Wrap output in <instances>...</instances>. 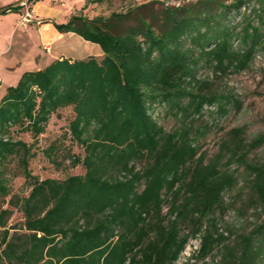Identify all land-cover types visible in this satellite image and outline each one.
Segmentation results:
<instances>
[{
    "label": "trees",
    "instance_id": "1",
    "mask_svg": "<svg viewBox=\"0 0 264 264\" xmlns=\"http://www.w3.org/2000/svg\"><path fill=\"white\" fill-rule=\"evenodd\" d=\"M146 6L53 22L60 33L96 43L102 57H57L5 87L0 195L9 194L5 169L13 159L29 190L9 200L22 213L21 231L0 221V264H175L195 236V260L185 264L217 246L223 253L211 264L264 260V164L249 157L264 133L247 139L243 126L232 127L208 158L197 144L207 126L195 124L205 106L225 115L228 104H238L199 71L218 77L249 66L264 49V0H199L150 17ZM19 8L8 3L0 14ZM156 102L169 105L176 128L166 131L156 121ZM64 107L74 113L68 135L83 147L72 161L84 173L40 179L29 168L32 144L18 135L37 138ZM232 164L248 175L260 211L229 245L231 232L220 230L216 214L227 210L224 192L237 180Z\"/></svg>",
    "mask_w": 264,
    "mask_h": 264
},
{
    "label": "rangeland",
    "instance_id": "2",
    "mask_svg": "<svg viewBox=\"0 0 264 264\" xmlns=\"http://www.w3.org/2000/svg\"><path fill=\"white\" fill-rule=\"evenodd\" d=\"M33 13L36 12L35 4L37 0H29ZM39 1V0H38ZM50 1V0H46ZM199 0H111L104 2H92L87 0H51V6L59 9L58 16L45 15L37 13V19L26 25L17 26V11H9L5 14H0V50L8 45L9 31L11 27H15L16 33L21 29L25 30V37H30L31 34L35 37V32L38 26L48 22L53 23L60 21L62 18L67 19L72 13H80L87 18L95 16H108L113 11H124L129 8H134L141 4H147L143 9V14L150 16H159L165 7H176L194 3ZM224 3H230L233 0H220ZM12 2L11 0H0V6H4ZM252 2V1H251ZM41 8L44 9V5ZM43 5V6H42ZM62 9L66 12L63 16ZM21 12V10H20ZM69 13V14H67ZM73 38L65 37L54 44L51 41H39L28 44L26 49H38L40 55L47 59H52L56 56L82 58L95 53H83L87 50H96L99 46L92 43L93 46L87 44H76ZM16 39L11 50L2 55L7 57L20 50L16 47ZM74 52L70 54L66 49ZM66 48V49H65ZM13 52V53H12ZM82 52V53H80ZM98 59L102 57V52L95 54ZM2 61V60H1ZM5 61V60H3ZM3 61L1 64H3ZM201 77H207L212 81L213 88L222 93H226L237 99L238 104H228V112L225 115H220L216 111V105L205 106V113L200 121H196V125L207 126V132L197 139V144L200 147V152H204L206 157H211L218 148V143L226 136L229 129L235 126H243L247 139L253 136L264 133V49L259 50L249 66L244 70L215 77L212 71L208 68L199 71ZM0 84V87L4 85ZM156 121L163 126L166 131L176 128L179 125V120L172 113L167 103L156 102V105L151 110ZM74 113L71 107H64L52 114L48 120L44 133L33 139L30 134L22 133L18 138L31 143L34 156L29 160V168L32 174L40 179L52 177L62 179L70 174L84 173V168L81 164H73V156H82L83 147L73 141L67 131L68 122L72 119ZM251 160L264 164V144L252 150L249 154ZM140 166V164H138ZM231 169L235 171L237 180L230 189L224 192V198L227 203V210L221 214L217 212L216 218L220 230L225 234L231 232L230 238L227 240L229 245L235 244L236 234L248 231L255 223L260 206L258 202L250 200L248 190V175L243 171L242 167L235 164L231 165ZM6 183L9 187V194L6 196L0 195V221H3L6 227H16L10 230L21 231L22 213L20 210L10 205L9 200L12 195H26L29 186L20 172L15 159L9 161L6 165ZM4 209L9 212L3 213ZM166 210L164 207L163 211ZM1 226V224H0ZM2 230L0 231V237ZM195 246H199V236L192 237L188 240L183 252L180 254L178 264L193 262L195 259L190 258L194 253ZM222 246H217L211 255L205 259L196 260V264H211L220 259L222 255ZM261 264H264V260Z\"/></svg>",
    "mask_w": 264,
    "mask_h": 264
},
{
    "label": "crops",
    "instance_id": "3",
    "mask_svg": "<svg viewBox=\"0 0 264 264\" xmlns=\"http://www.w3.org/2000/svg\"><path fill=\"white\" fill-rule=\"evenodd\" d=\"M12 2L10 3H19L21 0H11ZM44 7V9L41 8V5ZM2 7V6H0ZM20 8L18 9L17 12L20 13ZM35 10L36 12L33 13V19L36 20V22H40L37 18V13H42L45 15H52V16H58L59 14V9L52 7L51 6V0L50 1H46V0H39L36 2L35 4ZM34 11V9H33ZM66 10L62 9V13L63 16L65 14ZM69 14V13H67ZM70 15V14H69ZM2 16V15H0ZM17 19H18V14H17ZM17 21V20H16ZM66 21L65 18H62L59 22H64ZM58 22V21H56ZM45 25H49L50 27H48V30L50 33L54 34V38L51 40H48L44 34H43V30H44V26ZM24 29V28H23ZM21 29V31L19 33H16L17 30L15 29V27H11L10 31H9V38L10 40L8 41V45L6 44L5 48H3L2 50H0V84L2 83V81H4V85L2 87H0V97L3 95L4 91H5V87L7 85H12L15 84V82L18 80L20 74L24 71V70H33V69H38L41 68L43 66H45L46 64H48L51 60H53L54 58H57L59 56H56L52 59H47L45 58V56L40 55L37 51L38 49L36 48H32L30 50L26 49L25 47L27 46L25 42H28V44L30 45V43H34V42H39V41H51L54 42V44H56L57 41L62 40L65 37H69V38H73L74 41H76L75 43H79V44H87L89 46H93V44L89 41L84 40L82 37H80L79 35L73 33V32H66V33H60L56 30V28L53 26V23H48L45 22L41 25L38 26L37 31L35 32V37L34 35L31 34L30 37H25L24 31ZM16 39V47L20 50H16V52L14 54H10L7 57H3L2 55L9 52L11 50V46L13 47L14 45V41ZM66 49V48H65ZM71 49V48H70ZM69 47L67 50L68 53L73 54L74 52L70 51ZM95 53V54H99L101 52L100 47L97 48L96 50H94V52L92 50H87L84 51L83 53ZM13 53V52H12ZM82 53V52H80ZM93 54V55H95ZM61 57V56H60ZM3 60V64H1V62Z\"/></svg>",
    "mask_w": 264,
    "mask_h": 264
},
{
    "label": "built area",
    "instance_id": "4",
    "mask_svg": "<svg viewBox=\"0 0 264 264\" xmlns=\"http://www.w3.org/2000/svg\"><path fill=\"white\" fill-rule=\"evenodd\" d=\"M19 5H20L21 12H20V15H19V17L17 19L16 25L17 26H22V25H26L27 23L33 21L34 20L33 19V10L31 9L30 1L29 0H21L19 2ZM199 241H200V239H199ZM197 248L198 247L195 246L196 250H197ZM179 257H180V255H179ZM179 257L176 259L175 264H178Z\"/></svg>",
    "mask_w": 264,
    "mask_h": 264
},
{
    "label": "bare ground",
    "instance_id": "5",
    "mask_svg": "<svg viewBox=\"0 0 264 264\" xmlns=\"http://www.w3.org/2000/svg\"><path fill=\"white\" fill-rule=\"evenodd\" d=\"M44 30H43V34L44 36L48 39V40H51L54 38V34L50 33L48 30V27H50L49 25H45L44 26ZM76 44H79V43H76Z\"/></svg>",
    "mask_w": 264,
    "mask_h": 264
}]
</instances>
